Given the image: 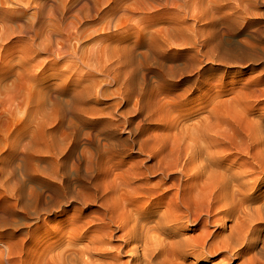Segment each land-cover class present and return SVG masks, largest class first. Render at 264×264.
<instances>
[{
	"label": "rangeland",
	"instance_id": "1",
	"mask_svg": "<svg viewBox=\"0 0 264 264\" xmlns=\"http://www.w3.org/2000/svg\"><path fill=\"white\" fill-rule=\"evenodd\" d=\"M258 39L264 0H0V264L92 221L95 186L153 165L175 120L235 155L264 124L239 109Z\"/></svg>",
	"mask_w": 264,
	"mask_h": 264
},
{
	"label": "bare ground",
	"instance_id": "2",
	"mask_svg": "<svg viewBox=\"0 0 264 264\" xmlns=\"http://www.w3.org/2000/svg\"><path fill=\"white\" fill-rule=\"evenodd\" d=\"M257 49L262 60L261 39ZM239 107L244 114L264 108V77L245 83ZM260 119L249 121L243 131L245 142L236 144L235 155L219 149L226 140L224 131L175 120L151 147L153 165L142 169L134 165L127 176L114 175L95 186V218L86 223L74 218L72 223L79 224L65 236L48 240L40 251L35 247L31 261L187 264L191 257L193 261L216 259L213 264L235 260L264 264V124ZM152 172L159 175L154 181Z\"/></svg>",
	"mask_w": 264,
	"mask_h": 264
}]
</instances>
